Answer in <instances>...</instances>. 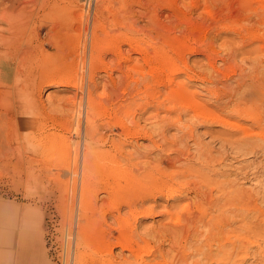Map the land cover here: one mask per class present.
I'll list each match as a JSON object with an SVG mask.
<instances>
[{
    "label": "rangeland",
    "instance_id": "rangeland-1",
    "mask_svg": "<svg viewBox=\"0 0 264 264\" xmlns=\"http://www.w3.org/2000/svg\"><path fill=\"white\" fill-rule=\"evenodd\" d=\"M1 1H3L2 2L3 4L2 3L0 4L1 5L0 8L4 7L3 11H7L6 9L9 10V6L12 5V3H13L16 5V6L14 5L15 8L13 6H10V8L11 7L13 8V9L11 8L13 11V13H12L13 15H15V13H18V12H20L22 14H24L26 12L28 15L30 13L29 16L26 14L27 15L26 17L27 18L29 17L28 21L30 20L29 22H31V20H32L33 23L28 22L29 24H31L30 27L27 23L26 26L24 28H21L22 30L21 29L18 30L17 33L19 34V36L22 39H24L23 44H26V46L24 45L21 47L22 51L21 50L20 51L25 52V51H28V49H29L28 52L31 53L34 50L33 51L34 53H31V54L29 53L28 57L26 58L27 60L22 59L23 58V57H21L22 53L19 55V58L17 57V59H18L17 62L19 64V65L17 64L18 68L23 69V67H24L23 70L27 71V74L25 76L24 75L22 76L21 74H19V71H13V69H11V72H13V73L11 76L7 77L8 80L5 78V80L3 82L0 81V86L2 87L0 89L1 90L0 91V101H5L6 103H8L10 101L8 104L9 107H6V111L8 110L10 113L9 116L13 115L12 113H14V109L17 111L18 105L15 106V104L18 103L17 101L22 102V105L25 107L26 112H27L26 116H24L25 120H23V121L26 124H29L31 127L30 128L31 130L28 129L26 131H21V133L19 134V136H21L19 138V140H13L12 141L13 143L10 147L11 150L9 149V145L6 146L7 149L3 148V146L2 147L0 146L1 147L0 149L3 151V153H2V151L0 152V170H1L0 173L2 174V172H3L2 175L0 174V264H23L24 263L25 259L20 260L19 251L24 249L25 246H24L23 242H24V239L26 237L28 238V236H29L28 234H31L34 237L31 241L27 242L28 246L31 245L30 242H33V240H34L33 243H35V241H36L38 244L37 247L39 250V256L42 255L40 257L41 261L40 262L38 261L35 264H42L43 261H44V264H77V262L75 261L76 260L75 259L76 252H78L77 249L78 250L81 249L82 252H84L83 248H81V247L77 248V246L80 243H81V245L88 246L86 248V250H87L86 252H90L91 250L94 249V247H95L94 250H99L101 241L100 242H96V241L101 240V238L98 239V237L102 236V235L99 236L102 233L101 231H104L106 236H108L109 232H110V234L113 235L110 237L112 241H115L116 238H118V237L121 238L123 236L122 234H119L117 222L110 215L107 218L108 222L107 221L106 222H107V224L110 223L111 225H107L104 222V224H103L104 227H102V225L94 227L95 228L93 231L94 233L92 232L91 236L84 235L83 237H81V236L79 237L78 232H77V228H76L77 227L76 226L77 218H76V216H77V210H78V208H77L78 207V201H79L78 198H80V196H82L83 193L85 194V190H82V188H81L80 177L78 176V178H76L74 180L71 172L66 169V163L68 165L69 164L72 165V161L74 158V148H75L74 146L76 145L75 140L76 139H77V141L80 140V145L82 144V141H83V132L82 131L80 134L81 136L79 138L77 137V135L75 136V129H74L75 124L74 123H75L76 117L74 116V112L71 110V108H73V106L70 103H73L72 101L74 100V97H73L74 95H75L76 101L78 99L82 98V95H83V101H85L84 99L86 96V88H89L91 90L93 97L95 96L96 101L100 105L96 101L95 102L98 104V107L100 106L99 108L102 109L100 111H97L96 118L98 119V117H99V119L95 120L96 123H98V128L99 127L102 128V129L101 128L98 129L99 132L102 134L103 137L106 134H110L111 132L109 131V128H107L106 125H104L103 123L107 122L108 120L111 124L113 123L112 127H111L112 133L110 135L114 136V138H116V139L122 138L120 141L121 143H123V149H122L123 152L122 153H129L130 152L131 153L130 157L132 160L141 161V159L144 157L143 160L146 158L145 160L148 161L146 165L148 166L149 164H153V163L157 162V159L161 156V155L158 156L157 153L158 154L161 153L163 156L167 155V152H169V151L171 154H177V153H181L179 148H181V151H182V149L186 150L189 147H190L189 148L190 155L194 154L192 156H195L197 153V147H195V146H197L198 143L194 144V142L201 140L198 142H201L200 144H204L208 148H209V145H211L210 148H212V150H213L212 152L215 153L216 155H217V151L220 148H222V152H223V156H224V160H225L224 162L226 163V162L230 161V163L228 162V165L233 166L232 167L233 170L237 171L236 168H238L242 165L244 166L245 162H246V164H248L249 162H251L249 164H254V162H255L254 165H256V163L259 162V158H261L260 161L264 162V157H262L261 153L258 154L257 151H256L257 152L256 154H255V152H247L244 149L239 148V146H237L236 143H233V144L225 143L226 147L224 146V144L220 143L224 148L220 147L221 145L219 144L220 140L218 137H220L221 132L228 131L230 129L223 128L219 123L216 122V120H207V123H206V120L203 121V119H198V118L192 119L190 117L189 113H187L188 111H186L187 114L181 113L182 116H180V120L178 119L179 120V122L177 121L178 124H177L176 120L174 121V119L177 116L176 112H172V111L170 112L171 115H174L171 119L164 117L163 116L165 114L164 108H166V106H168V105L166 104V106L163 107L161 105L159 106L156 103H157V100H160L163 97V94L166 91V89H164L165 88L164 86L156 84V82L154 81V80L159 78V76H160L159 73L163 72L162 69L164 70V68L166 66L169 67V65L171 64L170 62H172V60L175 62V64H178L179 66L183 65L182 63L187 64V66L191 69L187 68V69L179 72V74H177V76L175 77V78H177V80L176 79L175 80L176 81L180 80L178 82H181V81L185 82V86H186V89L188 90V94L192 95L196 92L195 93L197 95L196 100H198L203 105L205 104L204 105L205 107L210 105L206 108L211 110L212 113L214 111H217L216 110L217 107L215 108V106L217 105L218 101L227 100V93L230 91V89H232L235 86L236 81H238V79L235 80V78H240V75L238 76L237 73L241 69L242 70L244 69L243 71L241 70L240 74L242 73L243 78L245 77L244 80L246 81V83L248 80V89H250L252 83H257L258 80L264 81V77H262V76H264V69H261L264 67H262V66L259 67V65L261 63H264V59H262V57H264V54H262V53H264V52H257L258 54L256 52H254V53L251 52L252 54L249 53V50L252 49V47L255 46V44L257 46V42L259 43L258 45L264 44V23H262V22H264V21H262V20H264V11H262V10H264V9H262V8H264V0H259L260 3L258 2V0H252L250 2L253 4L255 2V4L253 5L250 2H248L249 7H245V8H241V6L244 7L247 5L246 4L247 2H245V0H242V1L241 0H232L233 2L231 0H212V1L211 0H126V1L125 0H90L91 1L90 3H89V0H88V2H87V0H31V1L29 0L30 2L27 0L29 3L25 0L27 7L24 4L25 3L24 0H10L11 2H9V0H5V1L0 0V2ZM6 1H8V3H5ZM32 1H34L35 3ZM195 1H197L198 4H196ZM202 1H203V3H202ZM243 1L245 2V4ZM86 2L89 3L88 6H87ZM241 2H243L244 6H243V4H241ZM256 2H258L259 4H257ZM27 3H28V5H27ZM192 3H193V5H192ZM229 3H230V5H229ZM17 4H19V5H17ZM30 4H32V6H30ZM81 4H83V5H81ZM7 5H9V6H7ZM23 5H24V7H23ZM64 5H65V8H62V7H64ZM16 7H18V9ZM20 7L22 10L20 9ZM28 7H29V10L27 9ZM58 8H61V9H58ZM14 9L15 10L17 9V10L14 11ZM122 9H125V10H122ZM19 10H21V11H19ZM23 10H26V11L24 12ZM31 10H32V12H31ZM206 10H209L210 13H209V11L205 12ZM254 10H255L256 15L254 13ZM9 11H8V13L10 14ZM126 11H128V12H126ZM231 11H232V13H231ZM96 12H99V13H96ZM124 12H125V14H124ZM83 13H84V16H83ZM222 13H223V15H222ZM85 14H87V16ZM242 14H244V15H242ZM17 15H19V13ZM32 15H33V17H32ZM34 15H36L35 18H34ZM257 15L261 16V18H259ZM245 16L247 17V19H245L246 18ZM92 17H93V19H92ZM120 17H122V18H120ZM230 17H231V19H230ZM56 18L58 20L60 18V20H59L60 22ZM78 18H80L81 20H79ZM99 18H101V19H99ZM127 18H129V20H125ZM86 19L88 21L87 22V28H86V22H83V21H86ZM56 20H57V22H56ZM252 20H253V22H252ZM89 21H91V22H89ZM94 21L95 22L97 21V22L95 23ZM100 21L102 24L101 23L98 24ZM114 21H115V23H114ZM121 21H123V22H121ZM234 21L235 22L237 21L238 23L241 22L240 25L243 24L240 26L238 23H236L237 25H239L237 27L240 29L241 32H239V33L237 32L239 30H237L238 28H235L236 24L234 23ZM254 21H255V23H254ZM120 22L123 25L119 24ZM227 22H229V24H231V23H233V24L229 25V24H227ZM80 23H81V25H80ZM129 23H132L131 24L132 26ZM248 24L249 25L253 24V25L248 26ZM102 25H103V27H101ZM257 25H258V27H257ZM31 26L32 27L34 26L33 31L30 29ZM36 26H37V28H36ZM226 26H227V28H226ZM231 26H233V27H231ZM27 27H29V28H27ZM92 27L97 28V30L95 29V31L97 33V37L99 38V40H101L100 44H99V49H97V50L99 51L101 49L99 52V55L103 58H100L99 62H97V64L95 65L96 68H94V72L92 73L93 74L92 79L88 80V73L85 71L84 72L85 73L84 79H86V80L82 79L83 80L82 84H80V78H81V74H82L81 73L82 71L80 70L81 69L80 68V59L82 58L81 55L83 54V55H85V59H84L85 63L86 62L88 63L89 54H90L89 51H91V49H89L90 47H88L89 46L88 45L89 44L88 39H90L89 38L90 37L89 31L92 30ZM132 27H133V29H131ZM244 27H246V28L244 29ZM249 27H251V28L249 29ZM51 28H54V30L52 29L49 31V29H51ZM257 28L261 29V30L257 31ZM35 29L40 33L37 34V31ZM231 29H232V31H231ZM23 30H24V32H23ZM58 30H59V33H58ZM243 30H245V31H243ZM87 31H88V33H87ZM55 32H57V33H55ZM242 32H244V35H242V37H240ZM258 32H260L259 34H261L262 36L259 35ZM28 33H29V37H28ZM33 33L37 34V35L35 36ZM236 33H238V34H236ZM51 34H53V35L51 36ZM131 34L134 35L135 38H133ZM245 34H246V36H245ZM247 34L251 38H249V36ZM112 35H114V36H112ZM254 35L258 36L257 39H256V36H254ZM49 36H50V38H49ZM55 36H56V38H55ZM110 36H111L112 40L111 39L109 40ZM115 36H117L116 37L117 39L115 38ZM112 37H114V38H112ZM121 37L126 39L125 40L126 42H123L121 44L122 50H124L123 51L124 54L127 55L128 54L127 52H129L128 50L130 49L129 47H131V46L133 47L134 45H135L134 46L135 49L139 50L140 48H143V49H141V51H142L141 54L137 53L136 51H131L132 56L136 55V58L138 57V63H140L138 69H140V70L142 69L141 71L139 70L141 73H138V70L133 72V73L130 72L132 77H126L125 78L126 75H124V73H126L125 70H127L126 64L122 63L123 67L118 69V67L116 66V63L114 62L115 60L113 59L114 55H111L112 54L111 48H110L111 45H113L118 39L122 40ZM57 38L59 39L58 41H60V44L62 41L63 42L62 44H64V45H62V44L60 45L59 42L57 41ZM129 38L134 40V41H132L133 45L129 44V40H128ZM237 38L241 39L242 42ZM246 39H247V41L249 40L247 42L248 44L245 43L246 41L244 42V40H246ZM255 39H256V41H254ZM25 40H26V42H25ZM34 40L35 41L37 40V42H34ZM50 40L53 41L54 44L56 42V44H58V45H56V44L54 45L53 43L48 44L50 42L47 43V41H50ZM80 40H81V42H80ZM40 41L43 42V45L41 46V48L37 47V45ZM134 42H136V44ZM238 42H239V45H238ZM243 42H244L245 46L247 45L246 47L243 46L244 45ZM34 43L37 45H34ZM86 43H87V46L85 45ZM240 43H241V45H240ZM188 44L190 45V47L192 45H193L192 47H194V46L198 47L199 51L195 47H194L195 49L193 48L194 50L192 49L193 50L192 51L191 50L192 47L189 48ZM70 45L71 46L73 45V49H75L74 51H73L72 47H70ZM237 45H238V52L236 50ZM27 46H29L31 48H27ZM34 46H36L37 49H35L36 47H34ZM59 46H61V47L64 46V47H63V49H61V47H59ZM186 46L188 47V49ZM239 46H242V47H239ZM105 47H106V50L104 49ZM234 47L236 48L235 49L236 51H233ZM184 48L189 50V51L185 50ZM239 48L243 50V51L241 50L240 53H239V50H240ZM30 49H32V51ZM78 49H80V50H78ZM158 49L159 50L162 49L165 52L166 51L167 52L165 54V52L162 53L163 51L161 50L159 53ZM107 50H108V52H107ZM109 50H110V52H109ZM183 50H184V53H183ZM195 50H197V51L195 52ZM244 50L247 52V54ZM209 51H211V52H209ZM101 52H102V55H101ZM155 52L157 55L155 54ZM242 52H244V53H242ZM103 53L106 55H103ZM207 53H208V55H207ZM229 53H231L230 56H229ZM164 54H165V56H164ZM182 54H183V57H182ZM211 54H215L216 56L212 55V57H214V58H212ZM237 54H238V56H237ZM243 54H244L245 58L244 57L242 58ZM249 54H251V55H249ZM140 55H143V56L140 57ZM254 55L256 56V59H255ZM179 56H180V59L176 58ZM208 56H209V58H208ZM217 56H218V58H217ZM220 56L223 58H221ZM234 56H235V59H234ZM247 56H249V57H247ZM86 58H87V60H86ZM110 58L114 61H112ZM181 58H182V60H181ZM225 58H227V59H225ZM246 58L247 59L249 58V59L247 60ZM253 58H254V60H253ZM75 59H76V61H75ZM244 59H246V61ZM109 60H111V61H109ZM176 60H177V62H176ZM207 60H209V62L211 60L214 64V68L211 71L212 74H211L210 70H208V69L205 70L202 67L204 62H208ZM144 61L148 62V63H145ZM181 61H182V63H181ZM255 61H256V63H255ZM260 61H261V63H260ZM23 62H26L27 64L23 63ZM76 62H77V64H76ZM106 62H107V65H106ZM112 62L114 65L112 64ZM245 62H246V64H245ZM102 63L105 66L104 65L102 66ZM166 63H167V65H166ZM196 63H197V65H196ZM253 63L255 65H253ZM86 64H85L84 69L87 67ZM108 64L110 65V68H109ZM147 64H149L150 66ZM206 64L207 63H205L203 65L204 68H205ZM215 64H216V66H215ZM14 65L15 64L12 63V67ZM100 65H101V67H100ZM164 65H166V66H164ZM198 65H200L201 68ZM233 65L235 68L233 67ZM246 66H248V67H246ZM255 66H256V68H254ZM103 67H106V68H103ZM161 67H163V68H161ZM215 67L216 68L219 67V68L216 69ZM73 68L76 69V73H77L79 78L77 77V75H76V77L70 76L72 70L74 71ZM100 69H101V71H98ZM235 69H236V71H235ZM256 69L259 72H261L260 75H259V72L256 71ZM114 70H116V71H114ZM143 70L145 71V73ZM151 70H154V72L151 73ZM158 70L160 72H157ZM187 70L190 72H188ZM77 71H79V72H77ZM95 71H97V72H95ZM106 71H108V72H106ZM110 71H112V72H110ZM216 71L220 72V73H215ZM166 72H167V69L165 68V71L163 73H166ZM103 73H104V75H103ZM121 73H123V74H121ZM134 73H135V75H134ZM149 73H151V74H149ZM157 73L159 74V76ZM152 74H153V76H152ZM213 74L214 75L216 74V75L214 76ZM244 74H245V76H244ZM248 74H249V76H248ZM99 75H101L102 77ZM143 75L146 77H143ZM206 75H208V76H206ZM211 75H213V77ZM112 76H114L113 78H115L114 80H116V85H117L116 86L117 88L115 87L116 89L115 88L113 89V85L111 84ZM200 76H201V78H200ZM43 77H45V78H43ZM48 77H49V81H48ZM151 77H153V78H151ZM247 77H249V79ZM254 77H256V79ZM257 77H258V79H257ZM57 78H58V80H57ZM131 78H132V80H130ZM134 78H137L139 80H137V79L135 80ZM46 79L48 82L46 81ZM60 79L62 81H60ZM73 79L77 80V83H79V84H77V86L79 85V87H75L74 85H69V84H72V81H75ZM133 79L135 81H137L138 84H137V82H134ZM209 79H210V81H209ZM41 80H44L45 82H47V84L45 82L43 83V81L41 83L40 82ZM50 80L51 81L53 80L52 82L53 83L55 82L56 84L55 83L53 84ZM93 80H95L96 82H94ZM105 80H106V82H105ZM109 80H110V82H109ZM120 80H122L123 82H120ZM213 80H216V81H213ZM249 80L251 82L252 81L253 82L252 83L250 82V84H249ZM129 81H130V84H129ZM131 81H133V82H131ZM146 81H148V87L150 84L149 88L146 87V85H147ZM37 82H40V84ZM49 82H51V83H49ZM83 82H84L85 86L83 85ZM94 83L98 86L96 87V85H94ZM127 83L129 85H127ZM99 84H100V86H99ZM103 84H104V86H103ZM109 84H111V85H109ZM38 85L40 86L39 88H38ZM157 85H158L160 91H162V92H159ZM68 86H70V87H68ZM110 86L112 87V89ZM243 86L244 87L243 88L241 87V89L244 90L247 86H245V85H243ZM21 87H22V89H21ZM212 87H213V91H212L213 94L211 95L210 90H212ZM93 88H95V89H93ZM102 88L103 89L107 88V91H109L112 94L113 98L111 97L110 99H108L105 96H101L100 93H101ZM108 88H110V89H108ZM135 88L139 89V92ZM145 88H147L149 90H145ZM154 88H157L158 91ZM161 88H162V90H161ZM206 88H209V89L207 90ZM126 89L128 91H126ZM141 89H142V91H141ZM143 89L148 94L146 92H144ZM82 90H83V92H82ZM95 90H96V92H95ZM121 90H122V93H121ZM129 90L132 92L129 93ZM214 91H215V94H214ZM226 91H227V93H226ZM79 93L81 96H79ZM96 93H97V95H96ZM127 93H128V95L130 94L129 95L130 99L127 98L128 97ZM160 93H162V94H160ZM203 93L205 95H203ZM133 94H134V96H133ZM140 94H142V95H140ZM156 94H157V97H159L158 99H157V97L155 98L157 100L154 99ZM207 94H209L210 96ZM125 95H126V97H125ZM146 96H148V97H146ZM60 97L62 99L59 101ZM71 97H73V98H71ZM116 97H118V99ZM217 97H219L220 100H218ZM63 98H65V99H63ZM69 98H71V99H69ZM100 98H101V100H100ZM115 98H116V100H115ZM121 98H123V99H121ZM133 98H135L134 100H138V101H135L136 104L135 103L132 104L133 109L135 107L137 109L136 108L134 109V110H136V111H134V114H133V116H135V117L133 118V116H132V118L130 117L131 118L130 119L129 117H126L123 115V113L121 111L122 106L121 105L119 106L117 104L119 102H121V103L123 102L122 104H124V103L127 104V101H130ZM152 98L155 101L152 100ZM209 98H210L212 103L209 102L210 101ZM215 98H217V99H215ZM97 99L102 103H100ZM117 100H118V102H117ZM150 100L152 102H150ZM207 100H208V102H207ZM112 101H115V102H112ZM137 102H138V106H136ZM143 102H144V104H142ZM149 102H150V105L152 104V106L149 105L148 109H146L147 108L146 106L148 105ZM259 102L262 103L261 100H259ZM253 103H248V104H249V106H251L250 108L252 110L255 109V111L258 112V115H259L260 111H261L260 113L264 112V111H262V110H264V103L260 104V103H258L257 100H255L254 104ZM102 104H104V105H102ZM113 104L115 106H113ZM257 104L259 105V107H257L258 106ZM109 105L110 106L112 105L113 107L112 106L110 107ZM139 105H141L142 107ZM144 105H145V107H144ZM70 106H72V107L70 108ZM117 106H118V109L112 110V109H115ZM261 106H262V108H261ZM157 107L159 110H157ZM212 107H214L215 109H213ZM256 108H258L259 111ZM103 109H106V111H104ZM145 109H146V111H143ZM43 110H44V112H43ZM70 111L73 112V116H71ZM101 111L107 112V113H109L110 111H112V112H110V116L107 117L105 115L100 114L99 112H101ZM114 112H118V115H120V116L122 115L123 122H124L125 126L127 125L130 129H132L130 131H135V130H133V127H134L133 125H135L134 123H137L136 121H138L141 124V125H139L137 123L139 125V127L142 126L140 128H143L148 133L151 131L150 134L148 136H146V135H140L138 132V134L136 133L134 135L135 137L131 136V140H130V135L128 136V135L123 134L124 128L122 126H119L118 124L114 123L116 120L115 116L113 115ZM138 112L139 113L141 112V113L139 114ZM32 114H34V115H32ZM154 114H156V115H154ZM64 116L67 120H65ZM102 116H103V118H102ZM59 117H61L62 119ZM73 117H74V120H73ZM136 117H137V119H136ZM189 117H190V119H188ZM185 118H187V120ZM103 119H105V120H103ZM110 119H111V121H110ZM133 119L134 120L136 119V120L134 121ZM11 120L14 121V124L16 126L18 124L21 125L19 117L17 119L16 115H13ZM63 120H65V121H63ZM156 120L159 122L156 123L155 122ZM170 120H171L172 124L170 123V125H169L168 122ZM184 120L187 121L186 123H188V124L190 123L194 127V129H193V127L190 129L188 128L189 130H192V131H188L185 129L186 126L183 125L185 123ZM198 120H199V122H197ZM200 120H202V121H200ZM66 121H68V122H66ZM128 121H130L131 123H129ZM190 121H193V122H190ZM132 122H133V124H132ZM66 123H68L67 124L68 125L67 130L62 126V125H66ZM81 123H82L81 124V127H82L84 125V116H82V118H81ZM181 123H183V124L181 125ZM196 123H198V124H196ZM129 124H132V125H129ZM190 124H189V127H191ZM50 125H52V126H50ZM116 125H117V127H116ZM143 126H145V127H143ZM180 126H181V128H180ZM58 127H59V129H58ZM83 127H82V130H83ZM136 128H138V127H136ZM152 128H153V130H152ZM255 128L257 129V131H260V129H261L258 127H255ZM255 128L252 127L253 131H255ZM163 129H164V132H163ZM50 130L51 131L52 130L59 131L64 136L65 146H64L63 150H59L60 152L54 151L53 149L49 150L50 152L49 151L48 152L43 151L44 150L43 146H44V144L47 143V140L44 137V134L46 133V131H50ZM65 130L67 132H65ZM98 130H97V133H98L97 135H101L98 132ZM113 130L115 131V133ZM125 130H128V128L125 127ZM185 130H186V133L184 132ZM27 131H31L29 138L27 136V133H28ZM120 131H121V133L119 135ZM38 132H39L41 137H38L39 136ZM194 132H195V134H194ZM66 133H67V135H66ZM116 133H118V135ZM180 133H182L184 135V141H186L187 143L183 142V141H179L178 139H176L177 136L179 137L182 135ZM190 133H192L193 135ZM158 134H160V135L158 136ZM164 134L166 135V138H163V137H165ZM238 134L239 133H237V135ZM138 135H140V136H138ZM189 135L193 136V137L191 136L192 139L190 138ZM67 136L70 138L67 139ZM141 136L142 137L144 136V137L142 138ZM138 137H140V138H138ZM185 138H186V140H185ZM194 138L196 139L195 141H193ZM22 139H23V143H24V146H23L24 151H23V153L21 152L23 160L19 161L15 158H17L18 153H20L18 151H19V148L21 145L20 140H22ZM40 139H42L44 141H42ZM125 139L126 140L128 139V140L126 141ZM149 139H150V141H149ZM172 139L176 140V143L169 145L170 147L166 146L165 148H163V150H161V148L157 147L158 145H164L166 140H172ZM67 141L69 142V146H71V147L67 146L68 145ZM132 142H134L133 145H132ZM155 142H157V144ZM29 143H31V144L34 143L35 145H39V146L34 149L33 147L30 146ZM135 143H137V146ZM16 145H18V146H16ZM126 145L128 147H125ZM151 145L152 146L155 145V146L152 147ZM186 145H188V146H186ZM228 145H229V147H228ZM106 146H108V142L106 143ZM182 146H184V147H182ZM15 147H16L17 151H16ZM39 147L43 148V150ZM156 147H157V149H156ZM67 148L71 151H69ZM216 148H217V150H214ZM172 149L174 152H171ZM194 149H196L195 150L196 152L194 151ZM224 149L226 151H224ZM235 149H236V151H235ZM11 151H12V153H10ZM65 151H66V153H65ZM82 151H83V147L81 145L80 150H79V152H80L79 162H81L80 160H81ZM157 151H161V152H157ZM6 152L8 153V155ZM225 152H227V154ZM16 153H17V155H16ZM163 153H166V154L164 155ZM253 153H254V155H253ZM69 154H71V155L69 156ZM142 154H144V155H142ZM1 155L4 158H2ZM63 155L65 156V159L68 160L67 162L63 161V159H64ZM139 155H140V157H139L140 159L138 158ZM180 155L184 156L186 154H184V152H183V154H180ZM226 156H227V158H226ZM36 157H37V159H35ZM29 158L30 159L32 158V159L29 160ZM41 158H42V160H40ZM59 158H61V159H59ZM149 158H151V159L149 160ZM34 161H35V163H32ZM48 161H50V162H48ZM58 161L62 164H58L59 163ZM8 162H10V163H8ZM44 162L46 164H44ZM17 163H18V165H17ZM52 163H57V164L52 165ZM240 163H242V164H240ZM143 164H145V163L142 162L139 164V166H143ZM236 164H238V165L236 166ZM16 165L18 167H16ZM19 165L22 168L19 167ZM254 165L249 166V168H250V169L248 168L249 172L252 171V169H253L252 166H254ZM59 166H61L62 168H59ZM19 168H21V169H19ZM46 168L48 170H46ZM254 169H256V168H254ZM49 171H50V173H49ZM5 172H7L9 175H7V173H5ZM51 172H53V174ZM11 173H14L15 175L11 174ZM69 173L71 174L70 176H69ZM260 174L261 173H259V175ZM262 174H264V173H262ZM12 175L14 178L11 177ZM77 179H79L78 183H77ZM254 181L255 180H253V179L251 181L247 180V181L243 182V185L247 186V187H249V185L252 186L255 183ZM249 183H251V184H249ZM98 194H99L98 195L99 197L97 198V200H98L97 203L98 202L100 203V201L103 198V196H102L103 193L99 192ZM190 195H191V197H190ZM69 197H70V199H69ZM192 197H193L192 194H189L188 200H190ZM71 199H72V202L70 201ZM172 203H173V200L172 201L170 200L169 204L171 206H173V205L178 206V204L173 203V205H172ZM157 208H160V207H157ZM178 209H180V208H178ZM124 210H126V207H123L121 212H124ZM74 212H75V214H74ZM26 217L29 218V221H26ZM74 217H75V219H73ZM85 217H86V219L85 218L81 219V222H83L85 225H87L86 227L88 230L93 229V227H91V225L88 223V216H85ZM163 218H164V216H162L160 214H157V215L152 216V217L148 216V217L141 218L138 221L139 223H137L138 225L136 228L137 229L136 232L137 231L139 232L140 230H142V228L144 226H148L151 223L156 224L157 222H159L160 219L162 221H165V220H163ZM85 221L87 223H85ZM114 223H115V225H114ZM108 226H113L117 230H114V229L111 230ZM100 227H102V228H100ZM23 237H25V238L23 239ZM90 237H91V239H90ZM84 239L87 242L84 241ZM150 239H151V241H149ZM153 239H154L153 237L152 238L149 237V240H147L148 242L146 241V243L147 244L149 243L148 245L151 246V248H153L152 250L154 252H155L154 249H156L157 247H161L163 250H165V248H166L168 250V247L170 246L169 240L166 239V241L162 240V242H159L161 240H158V239L153 240ZM92 244H94V245H92ZM262 245H264V243H262L261 246ZM69 246H70V248H69ZM90 248H92V249H90ZM254 249L257 250V253H256L257 256L255 255L256 258H255V256H253L254 258L250 257L247 260V262L252 261L251 263H258V262H260V264L264 263V256H261V255H264V253H260V252H262V249H264V247H262V249H260L261 250L260 252H259L258 248H254ZM114 254H115L114 259H116L115 260L116 263L123 256H126L129 259L132 258V256L129 254V251L127 249L121 250L119 245H116L114 247ZM168 254L170 255V253H167V256H165V258H168V259L172 258L173 259V256L172 255L169 256ZM148 255H147V257H148L147 259H150L151 261L155 260V258L159 259V258H157L159 256L155 257L154 255H151V254H148ZM150 256L152 258H150ZM255 259H256V261H255ZM32 261H28L30 263H28V262H26V263L33 264ZM88 261L85 264L91 263L90 260H88ZM176 261H177L176 257H174L172 264H175ZM93 262H94V260H93ZM93 264H98V263L94 262Z\"/></svg>",
    "mask_w": 264,
    "mask_h": 264
},
{
    "label": "bare ground",
    "instance_id": "bare-ground-1",
    "mask_svg": "<svg viewBox=\"0 0 264 264\" xmlns=\"http://www.w3.org/2000/svg\"><path fill=\"white\" fill-rule=\"evenodd\" d=\"M26 1L24 3L25 6H26ZM250 1H252V0H245V2H247L246 3L247 5H248V2H250ZM2 2L3 1H1L0 4ZM9 2H11V1L9 0ZM32 2H34V1H32ZM87 2H88V0H87ZM87 2H86V4L88 6L91 1L89 0V3H87ZM195 2H196V4H198L197 1H195ZM243 2H241V4H243ZM245 2H244V4H245ZM258 2H259V0H258ZM258 2H256V3L259 4L260 2L259 3ZM5 3H8V1H6ZM28 3H27V5H28ZM202 3H203V1H202ZM244 4H243V6H244ZM251 4H253V3H251ZM254 4H255V2H254ZM14 5L15 4L12 3V5H10V6H13L14 7ZM17 5H19V4H17ZM81 5H83V4H81ZM192 5H193V3H192ZM229 5H230V3H229ZM247 5L244 6V7L241 6V8L249 7V5L248 6ZM7 6H9V5H7ZM10 6H9V10L12 8V7L10 8ZM30 6H32V4H30ZM23 7H24V5H23ZM16 8L18 9V7H16ZM62 8H65V5ZM12 9L10 11L8 9H6L7 11H3L4 10V7L0 8V81H2V82L5 80V78L7 79V77H9V76L12 75L13 72H11V69H13V71H19V74H21L22 76L23 75L25 76L27 74V71H24L23 70L24 67H23V69L22 68L21 69L18 68V65L19 64L17 62V60H18L17 57L19 58V55L22 53V56H21V57H23L22 59L27 60L26 58L28 57V55L30 53V52H28L29 49H28V51L21 52L22 51V48L21 47L24 46V45L26 46V44H23L24 39H22L19 36V34L17 33L18 30H20L21 28H24L26 26V24L30 21V20L28 21V18L29 17L28 18L26 17L28 14L25 12L27 9L29 10V7L26 10H23L25 13L22 11L24 14L18 12L19 15H17L18 13H15V12H14L15 15H13L12 14L13 13ZM20 9H21V7H20ZM58 9H61V8H58ZM262 9H264V8H262ZM16 10L14 9V11H16ZM21 10H19V11H21ZM122 10H125V9H122ZM8 11L10 12V14L8 13ZM207 11H209V10H206L205 12H207ZM262 11H264V10H262ZM31 12H32V10H31ZM126 12H128V11H126ZM96 13H99V12H96ZM209 13H210V11H209ZM231 13H232V11H231ZM254 13H255V10H254ZM87 14H85V15L87 16ZM124 14H125V12H124ZM29 15H30V13H29ZM222 15H223V13H222ZM242 15H244V14H242ZM255 15H256V13H255ZM35 16L36 15H34V18H35ZM83 16H84V13H83ZM32 17H33V15H32ZM122 17H120V18H122ZM258 17L261 18V16H258ZM78 19L81 20L80 18H78ZM92 19H93V17H92ZM99 19H101V18H99ZM230 19H231V17H230ZM245 19H247V17ZM57 20H56V22H57ZM59 20H60V18H59ZM125 20H129V18H127ZM101 21L98 24H100ZM255 21H254V23H255ZM262 21H264V20H262ZM31 22L33 23L32 20H31ZM31 22H29V23H31ZM83 22H86V28H87V22H88L87 19H86V21H83ZM89 22H91V21H89ZM121 22H123V21H121ZM121 22L119 24H122ZM252 22H253V20H252ZM29 23H28V25L30 27L31 24H29ZM114 23H115V21H114ZM234 23L236 24L238 22L237 21L236 22L234 21ZM240 23H238V24L240 25ZM262 23H264V22H262ZM129 24L131 25L132 23H129ZM227 24H229V22H227ZM231 24H233V23H231ZM231 24H229V25H231ZM80 25H81V23H80ZM239 25L236 24V27L235 28H238L237 26H239ZM241 25H243V24H241ZM252 25L251 24L250 25L248 24V26H252ZM258 25H257V27H258ZM29 27H27V28H29ZM101 27H103V25ZM231 27H233V26H231ZM33 28H34V26L33 27L31 26L30 29L33 31L34 30ZM36 28H37V26H36ZM226 28H227V26H226ZM245 28L246 27H244V29ZM250 28L251 27H249V29ZM52 29L54 30V28H51V29H49V31L52 30ZM95 29L97 30V28L92 27V30L89 31L90 32V37H89L90 39H88L89 40L88 41L89 42V44H88L89 46L88 47H90L89 49H91V51H89L90 54H89L88 63L87 62H86L87 64L85 63V60H84L85 59V55L82 54L81 55L82 58L81 57H80L81 59L79 58L80 59V68H81L80 70L82 71L81 72L82 73L81 74V78H80V84H82V81H83L82 79H84V74H85L84 72L85 71L88 73V80L92 79V77H93V74L92 73L94 72V68H96L95 65L97 64V62H99V59L100 58H103V57H101L99 55V52H100L101 49L99 51L97 50V49H99V44H100V41L101 40H99V38L97 37V33H96ZM131 29H133V27ZM237 30H239V31H237L238 33L241 32L239 28ZM258 30L260 31L261 29H258L257 28V31ZM231 31H232V29H231ZM243 31H245V30H243ZM23 32H24V30H23ZM39 33L40 32L37 31V34H39ZM55 33H57V32H55ZM58 33H59V30H58ZM87 33H88V31H87ZM238 33H236V34H238ZM242 33H241V36L240 37H242V35H244V32H242ZM259 33L260 32H258V34ZM37 34H34V35L36 36ZM52 35L53 34H51V36ZM259 35H261V34H259ZM112 36H114V35H112ZM245 36H246V34H245ZM254 36H256V35H254ZM28 37H29V33H28ZM116 37L117 36H115V38ZM132 37L135 38L134 35H132ZM257 37L258 36H256V39H257ZM49 38H50V36H49ZM55 38H56V36H55ZM112 38H114V37H112ZM249 38H251V37L249 36ZM110 39H111V36L109 37V40ZM237 39H239V38H237ZM256 39L254 41H256ZM58 40L59 39L57 38V41ZM125 40L126 39H124V38H122V40L121 39H118L113 45H111V47H110L111 48V52H112L111 55H114L113 56L114 57L113 59L115 61L111 59L112 57L110 59L116 63V66L118 67V69L121 68V67H123V64L122 63H125L126 64L127 70H125L126 73H124V75H126L125 76V78H126V77H132V75H131L130 72L133 73V72H135V71L138 70V73H141L140 71L142 69L141 70L138 69L139 64H140V63H138V57L136 58V55L135 56H132L131 55V51H136L137 53H140L141 54V52H142L141 49H143V48H140L138 50V49H135L134 48L135 45L133 47L131 46V47H129L130 48L128 50L129 52H127L128 54L126 55V54H124V52H123L124 50H122V47H121V44L123 42H126ZM128 40H129V44L133 45L132 41H134V40L133 39H130V38ZM239 40L242 42L241 39H239ZM248 41H247V39L244 40V42L246 44H248L247 43ZM25 42H26V40H25ZM34 42H37V40L36 41L34 40ZM48 42H50V43H48ZM58 42L60 44V41H58ZM80 42H81V40H80ZM239 42H238V45H239ZM244 42H243V44H244ZM47 43L48 44H51V43L54 44V42L51 41V40L50 41H47ZM62 43L63 42L61 41V44ZM134 43L136 44V42H134ZM55 44H56V42H55ZM258 44L259 43L257 42V46L255 44V46H253L252 49L249 50V53H251V52H253V53L254 52H256V53L257 52H264V44H261V45H258ZM34 45H37V44L34 43ZM42 45H43V42L40 41L38 43L37 47L41 48ZM56 45H58V44H56ZM62 45H64V44H62ZM85 45L87 46V43ZM238 45L236 47L237 49L234 47V50L233 51H236L237 50V52H238ZM240 45H241V43H240ZM243 46H245V44ZM34 47H36V46H34ZM37 47L35 49H37ZM59 47H61V46H59ZM63 47H61V49H63ZM70 47H72V49H73V45L72 46L70 45ZM188 47L191 48L190 45ZM188 47H187V49H188ZM194 47H192L191 50ZM239 47H242V46H239ZM27 48H31V47L27 46ZM195 48H197V50H198V47H195ZM104 49L106 50V47ZM187 49H185V50H187ZM30 50L32 51V49H30ZM74 50L75 49H73V51ZM78 50H80V49H78ZM161 50L162 49H160V50L158 49L159 53H160ZM197 50H195V52ZM241 50L242 49L239 50V53H240ZM33 51L31 53H34ZM162 51H163L162 53L165 52L164 50H162ZM187 51H189V50H187ZM107 52H108V50H107ZM109 52H110V50H109ZM156 52H155V54H156ZM166 52H165V54H166ZM209 52H211V51H209ZM104 53H103V55H106ZM183 53H184V50H183ZM242 53H244V52H242ZM165 54H164V56H165ZM215 54H211V57H212V55H214V56L217 55V54L216 55ZM246 54H247V52H246ZM251 54H249V55H251ZM262 54H264V53H262ZM101 55H102V52H101ZM207 55H208V53H207ZM230 55H231V53H229V56ZM141 56H143V55H140V57ZM235 56H234V59H235ZM237 56H238V54H237ZM182 57H183V54H182ZM243 57H244V54H243L242 58ZM247 57H249V56H247ZM254 57L256 59V56L255 55H254ZM176 58H179L180 59V56L179 57H176ZM208 58H209V56H208ZM212 58H214V57H212ZM217 58H218V56H217ZM221 58H223V57H221ZM76 59H75V61H76ZM225 59H227V58H225ZM246 59H244V60L246 61ZM262 59H264V57H262ZM86 60H87V58H86ZM111 60H109V61H111ZM181 60H182V58H181ZM253 60H254V58H253ZM207 61L208 62H204V64L207 63L205 65V68L203 66L204 64L203 65L201 64V65H202L203 69H205V70L208 69L211 72L212 69L214 68V64H213V62L211 60H210V62H209V60H207ZM173 62H174L173 60H172V62H170L171 64L169 65V67L166 66L167 65V63H166V65H164V66H166L165 68L167 69V72L166 73H163L165 71V68H164V70L162 69L163 72L161 71L162 73H159L160 76L157 73L158 76H159V78L156 79V80H154L156 82V84L162 85V86L165 87L164 89H166V91L163 94V97L160 100H157L159 98V97H157V94L158 93L154 97V99L157 97V99H155V100H157V103L156 104H158L159 106L161 105V106L164 107V106H166V104L168 105V106H166V108H164L165 114L163 116L171 119L174 116V115H171V113H170L172 111V112H176V114L178 116V117L176 116V118L174 119V121L176 120V122L177 121L179 122L180 116H182L181 113H185V114L189 113V115H190V117L192 119L193 118L194 119L195 118L203 119V121L206 120V123H207V120H216V122L219 123L223 128L230 129L228 131H223L222 130L223 132H221L220 137L217 136L219 138V140H220L219 144L221 143V144H224V146H225V143H228V144L236 143L237 146H239V148L244 149L247 152H255V154L257 152H258V154L261 153L262 157H264V112L260 113L261 112L260 111L259 112V115H258V112H256L255 109L252 110L250 108L251 106H249V104H248V103H253V102L255 103V100H257L258 103H260L259 100H261L262 103H264V81L258 80L257 83H252L253 81L251 82L249 80V84L251 82L252 85H251L250 89H248V80H247V83H246V81L244 80L245 77L243 78L242 73L240 74V72L242 70L241 69L237 73L238 76L240 75V78H235V80L238 79V81H236L235 86L232 89H230V91L228 93L226 91V93H227V100H225V101H218L217 102V105L215 106V108L217 107L216 108L217 111H214L212 113L211 110H209V109L206 108V107H208L210 105H208V106L205 107L204 106L205 104L203 105L198 100H196L197 99V97H196L197 95L195 94L196 92L194 94H192V95L191 94L190 95L188 94V90L186 89L185 82H183V81L178 82L180 80L176 81L177 78H175V77L177 76V74H179V72H181V71H183V70H185L187 68L188 69H191V68H189L187 66V64L182 63V61H181V63L183 65H181V66H179L178 64H175V62L174 63ZM176 62H177V60H176ZM12 63L15 64L13 67H12ZM23 63H26V62H23ZM145 63H148V62H145ZM255 63H256V61H255ZM260 63H261V61H260ZM76 64H77V62H76ZM85 64L87 65V67L84 69ZM112 64H113V62H112ZM245 64H246V62H245ZM261 64L259 65V67L260 66L264 67V63H261ZM103 65L104 64L102 63V66ZM106 65H107V62H106ZM147 65H149V64H147ZM196 65H197V63H196ZM253 65H255V64L253 63ZM198 66H200V65H198ZM215 66H216V64H215ZM100 67H101V65H100ZM106 67H103V68H106ZM233 67H234V65H233ZM246 67H248V66H246ZM109 68H110V65H109ZM161 68H163V67H161ZM200 68H201V66H200ZM217 68H219V67H217ZM254 68H256V66ZM261 69H264V68H261ZM116 70H114V71H116ZM154 70H151V73H153ZM98 71H101V69L98 70ZM235 71H236V69H235ZM256 71H258V70L256 69ZM77 72H79V71H77ZM95 72H97V71H95ZM106 72H108V71H106ZM110 72H112V71H110ZM157 72H160V71L158 70ZM188 72H190V71H188ZM144 73H145V71H144ZM151 73H149V74H151ZM215 73H220V72H217L216 71ZM260 73L261 72H259V75H260ZM121 74H123V73H121ZM211 74H212V72H211ZM76 75H77L76 69H74V71L72 70L70 76L71 77H76ZM103 75H104V73H103ZM134 75H135V73H134ZM144 75H143V77H146ZM213 75H211V76L213 77ZM99 76H101V75H99ZM152 76H153V74H152ZM206 76H208V75H206ZM244 76H245V74H244ZM248 76H249V74H248ZM45 77H43V78H45ZM77 77H78V75H77ZM113 77L114 76H112V78H111V84L113 85V89H114L117 85H116V80H114L115 78H113ZM258 77H257V79H258ZM262 77H264V76H262ZM151 78H153V77H151ZM200 78H201V76H200ZM247 78L249 79V77H247ZM254 78L256 79V77H254ZM134 79L136 80L137 78H134ZM57 80H58V78H57ZM73 80H75V79H73ZM84 80H86V79H84ZM130 80H132V78ZM135 80H134V82H137ZM137 80H139V79H137ZM42 81H43V83L45 82L44 80H41L40 82L42 83ZM46 81H47V79H46ZM48 81H49V77H48ZM60 81H62V80L60 79ZM93 81L96 82L95 80H93ZM209 81H210V79H209ZM213 81H216V80H213ZM40 82H37V83L40 84ZM47 82H45V83L47 84ZM51 82H49V83H51ZM105 82H106V80H105ZM109 82H110V80H109ZM120 82H123V81L120 80ZM131 82H133V81H131ZM146 82H147L146 87L149 88L150 87V84H149V87H148V81H146ZM77 84H79V83H77V80H75V81H72V84H69V85H74L75 87H79V85L77 86ZM111 84H109V85H111ZM129 84H130V81H129ZM129 84L127 83V85H129ZM137 84H138V82H137ZM83 85H84V82H83ZM94 85H96V84L94 83ZM243 85L247 86L244 90L241 89V87L242 88L244 87ZM97 86L98 85H96V87ZM99 86H100V84H99ZM103 86H104V84H103ZM39 87L40 86L38 85V88ZM68 87H70V86H68ZM213 87H212V90H210L211 91V95L213 94L212 93ZM1 88L2 87L0 86V89ZM147 88H145V90H149ZM157 88L159 89L158 85H157ZM157 88H154V89H156L158 91ZM21 89H22V87H21ZM93 89H95V88H93ZM108 89H110V88H108ZM111 89H112V87H111ZM135 89H137V88H135ZM206 89L208 90L209 88H206ZM145 90L143 89L144 92H146ZM161 90H162V88H161ZM126 91H128V90L126 89ZM137 91L139 92V89H137ZM141 91H142V89H141ZM82 92H83V90H82ZM95 92H96V90H95ZM130 92H132V91L129 90V93ZM159 92H162V91H160V89H159ZM121 93H122V90H121ZM160 94H162V93H160ZM214 94H215V91H214ZM96 95H97V93H96ZM100 95L101 96H105L108 99H110L112 97V94L109 91H107V88L106 89H103L102 88ZM127 95H128V93H127ZM129 95H128L127 98H129ZM140 95H142V94H140ZM203 95H205V94L203 93ZM207 95H209V94H207ZM79 96H81L80 93H79ZM133 96H134V94H133ZM73 97H74V100L72 101L73 103H70V102L69 103L73 106V108H71L72 106H70V108L74 112V116L76 117L75 123H74L75 124V127H74V129H75V136L77 135V137L79 138L81 136L80 135L81 134V131L83 132V141H82V144H81L82 147H83V151H82V154H81V160H80L81 162H79V157H80L79 150H80V146L81 145H80V140L77 141V139H76L75 140V144L76 145L74 146L75 147L74 148V158H73V161H72V165H70V164L68 165L66 163V169L71 172L74 180L76 178H78V176L80 177L81 188H82V190H85V194L83 193V195L80 196V198H78L79 201H78V207H77L78 210H77V216H76V218H77V220H76L77 221L76 222V226L77 227L76 228H77L78 235H79V237L80 236L83 237L84 235L91 236L92 235V232L95 229L94 227H97L99 225L100 226L102 225V227H104V225H103L104 222L107 224V222H108L107 221V218L109 217V215L112 216L113 219L117 222L118 229H119V231H118L119 234H122L123 235L121 238H119V237L116 238L115 237L116 240L115 241H112L110 237L113 236V235H111L110 232H109V235L110 236L109 235L106 236L105 233H104V231H101L102 233L101 234L99 233L100 235L98 234L99 236L102 235L101 237H98V239L101 238V240H99V241L97 240L96 241V242H100L101 241L99 250H94L95 249V247H94V249L91 250L90 252H86L87 251L86 248L88 246L81 245V243L79 244L77 242L79 244L77 246V248L81 247L84 250V252H82L81 249L78 250L76 248L77 251H78V252H76V256H75V259H76L75 261L77 262V264H85L88 260H90L92 264L94 262H96L98 264H172L174 257H176V260H177L175 262V264H260V262H258V263H251L252 261L251 262H247V260L250 257L254 258L253 256L256 255L257 250H255L254 248H258L259 249V252H260L261 251L260 249H262V247H264V245L261 246V244L264 243V174H262V173H264V162L260 161L261 158H259V162H257L256 165H254L255 162H254V164H249L251 162H249V163L247 162L248 164H246V162H245V164L243 163L244 166L242 165V166L236 168L237 169V171H236V170H233V168H232L233 166L228 165V162L230 163V161H228L226 163L224 162L225 160H224L222 148H220L217 151V155H216L215 153L212 152L213 150H212V148H210L211 145H209V148H208L206 145L200 144L201 142H198V141H201V140H198V141L194 142V144L195 143H198V145L195 146V147H197V153H196L195 156H192L194 154L190 155V151H189V148L190 147L187 148L186 150L185 149H182V151H181V148H179V150H180L181 153H177V154H171L170 151L167 152V155H165L166 153H163L165 156H163L161 153L160 154L157 153V152H161V151H157L156 152L157 155L158 156L161 155V156L157 159V162L156 163L149 164L147 166L146 164H147L148 161L145 160L146 158L143 160V158H144L143 157L141 159V161L143 160L142 162L145 163V164H143V166H139V164L142 163V162L141 161H137V160H132L131 157H130V155H131L130 152L129 153H122L123 152V150H122L123 149V143L120 142L122 138L121 139H116V138H114V136L110 135L112 133V128L111 127H112V124L113 123L111 124L109 122V120L107 122L103 123L104 125H106L107 128H109V131L111 132L110 134H106L105 133L106 135H104V137H103L102 134L99 132L98 129L101 128V127L98 128V123H96L95 120L97 119L96 118L97 111H100L102 109L99 108L100 106L98 107V104L99 103L96 101L95 96L93 97V94L91 93V90L89 88H86V96H85V99H84L85 101H83V95H82V98L79 97L80 99H78L77 101L75 99V95ZM73 97H71V98H73ZM125 97H126V95H125ZM146 97H148V96H146ZM71 98H69V99H71ZM116 98L118 99V97H116ZM116 98H115V100H116ZM217 98H218V100H220L219 97H217ZM217 98H215V99H217ZM61 99L62 98L60 97L59 101ZM63 99H65V98H63ZM121 99H123V98H121ZM134 99L135 98H133L130 101H127V104L124 103L125 105L122 104L123 102L122 103L119 102L117 104L119 106L120 105L122 106V108H121L122 110L121 111H122V113H123L124 116L129 117V118L130 117L132 118V116L134 114V111H136V110H134L136 107L133 109L132 104H134V103L136 104L135 101H138V100H134ZM154 99L152 98V100H154ZM100 100H101V98H100ZM209 100H210V98H209ZM9 102L6 103L5 101H0V146L1 147L3 146V148H6V146L9 145V149L11 150L10 147H11V145L13 143L12 141L13 140H19V138L21 137V136H19V134L21 133V131H26V130L30 129L31 127H30L29 124H26L23 121V120H25L24 116H26L27 112H26L25 107L22 105V102H19V101H17L18 103L15 104V106L18 105L17 106L18 107L17 111L14 109V113H12V114L13 115H16L17 116V119L19 117V120H20L21 125L18 124L16 126L14 124V121L11 120L12 117H13V115L12 116L11 115L9 116V114H10L9 111L8 110L6 111V107H9V105H8ZM112 102H115V101H112ZM117 102H118V100H117ZM150 102H152V101L150 100ZM150 102L146 106L147 107L146 109H148V107L150 105ZM207 102H208V100H207ZM209 102H211V100ZM100 103H102V102H100ZM262 103H260V104H262ZM142 104H144V102ZM102 105H104V104H102ZM141 105H139V106H141ZM113 106H115V105L113 104ZM136 106H138V102H137V105ZM150 106H152V104ZM144 107H145V105H144ZM158 107H157V110H159ZM257 107H259V105ZM212 108L215 109L214 107H212ZM261 108H262V106H261ZM106 109H103V110L106 111ZM116 109H118V106L115 109H112V110H116ZM146 109L143 110V111H146ZM256 109H258V108H256ZM186 111H188V112L186 113ZM258 111H259V109H258ZM262 111H264V110H262ZM43 112H44V110H43ZM73 112L70 111L71 116H73ZM110 112H112V111H110ZM110 112L107 113V112H102L101 111L99 113L102 114V115H105V116L109 117L110 116ZM32 115H34V114H32ZM113 115L115 116V119H116L114 123L115 124H118L119 126H122L124 128V133L123 134L128 135V136L130 135V140H131V136L133 137L136 133L138 134V132H139L140 135H146V136H148L150 134V132H151L150 131L148 133L143 128H140L142 126L139 127V125H141V124L138 121H136V122L139 125L137 123H134L135 125H133L134 126L133 127V130H135V131H130L132 129H130L127 125L125 126V124L123 122L122 115L121 116L118 115V112H114ZM154 115H156V114H154ZM82 116H84V125H83L84 127L82 126L83 127V130H82V127H81V124H82L81 123V118H82ZM134 117L135 116H133V118ZM190 117L188 119H190ZM59 118H61V117H59ZM64 118H65V116H64ZM102 118H103V116H102ZM98 119H99V117H98ZM136 119H137V117H136ZM185 119L187 120V118H185ZM65 120H67V119L65 118ZM65 120H63V121H65ZM73 120H74V117H73ZM103 120H105V119H103ZM157 120L155 121L156 123L159 122ZM110 121H111V119H110ZM130 121H128V122L131 123ZM200 121H202V120H200ZM66 122H68V121H66ZM178 122H177V124H178ZM186 122L187 121H185V123L183 122L184 124L181 123V125L183 124L186 127L188 126L187 128L185 127V129L188 130V131H192V130H189V129L192 128L193 126L189 123L191 125V127H189V124L186 123ZM190 122H193V121H190ZM197 122H199V120ZM168 123L170 125L171 120ZM67 124L68 123H66V125H62L66 130L68 129V125ZM132 124H133V122H132ZM132 124H129V125H132ZM196 124H198V123H196ZM50 126H52V125H50ZM124 126L126 128H128V130H125V127ZM116 127H117V125H116ZM136 127H138V128H136ZM143 127H145V126H143ZM252 127H254V128L255 127H258V128H261V129H260V131H257V129L255 128V131H253ZM180 128H181V126H180ZM58 129H59V127H58ZM193 129H194V127H193ZM66 130H65V132H67ZM97 130H98V132L101 135H97L98 134L97 133ZM152 130H153V128H152ZM186 130L184 131L185 133H186ZM27 132H28L27 133V136L29 138V135H30L31 131H27ZM163 132H164V129H163ZM114 133H115V131H114ZM120 133H121V131L119 132V135H120ZM182 133H180V134H182ZM237 133H239V134L237 135ZM38 134H39V132H38ZM116 134L118 135V133H116ZM190 134H192V133H190ZM194 134H195V132H194ZM66 135H67V133H66ZM140 135H138V136H140ZM159 135L160 134H158V136ZM164 136L165 137H163V138H166V135L165 134H164ZM191 136H190V138H191ZM38 137H41L40 134H39ZM44 137L47 140V143L44 144V146H43L44 150H43V148L39 147L44 152L45 151L48 152L49 150H52V149L54 151L60 152L59 150H63L64 149L65 139H64V136L62 135L61 132L56 131V130L46 131V133L44 134ZM68 138H70V137L67 136V139ZM138 138H140V137H138ZM150 139H149V141H150ZM176 139H178L179 141L186 142V141H184V135L183 134L181 136H179V137L177 136ZM40 140H42V139H40ZM185 140H186V138H185ZM195 140L196 139L194 138L193 141H195ZM42 141H44V140H42ZM20 142H21V145H20V148H19V151H18L20 153H18V155L16 153L17 158H15V159H17L19 161H22L23 160L22 153L24 151V148H23V146H24L23 139L20 140ZM107 142H108V146H106V143ZM157 142H155V143L157 144ZM67 143H68L67 146H69V142L68 141H67ZM133 143L134 142H132V145H133ZM174 143H176V140H173V139L172 140H166L165 143H164V145H158L157 147H159V148H161V150H163V148H165L166 146L172 145ZM29 144L34 149L39 146V145H35L34 143H32V144L29 143ZM135 144L137 146V143H135ZM16 146H18V145H16ZM154 146H152V147H154ZM186 146H188V145H186ZM69 147H71V146H69ZM125 147H128V146L126 145ZM157 147H156V149H157ZM182 147H184V146H182ZM220 147H223V146L221 145ZM228 147H229V145H228ZM217 148L214 149V150H217ZM15 149H16V147H15ZM225 149H224V151H226ZM195 150L196 149H194V151ZM1 151L2 150L0 149V152ZM16 151H17V149H16ZM69 151H71V150H69ZM235 151H236V149H235ZM171 152H174L173 149L171 150ZM183 152L186 155H184V156L180 155V154H183ZM2 153H3V151H2ZM10 153H12V151ZM65 153H66V151H65ZM225 153L227 154V152H225ZM7 155H8V153H7ZM70 155L71 154H69V156ZM142 155H144V154H142ZM253 155H254V153H253ZM227 156H226V158H227ZM139 157H140V155L138 156V158ZM2 158H4V157L2 156ZM31 159L29 158V160H31ZM35 159H37V157ZM59 159H61V158H59ZM150 159L151 158H149V160ZM40 160H42V158ZM63 161L64 162H67L68 161L67 159H65V156H64ZM45 162H44V164H46ZM48 162H50V161H48ZM8 163H10V162H8ZM32 163H35V161L32 162ZM57 163H52V165L53 164H57ZM58 164H62V163L59 162ZM240 164H242V163H240ZM17 165H18V163H17ZM17 165H16V167H18ZM237 165L238 164H236V166ZM250 165H254L252 167H253V169L254 168H256V169H254V170L252 169V171L249 172L248 171V168H249ZM19 167H21V166L19 165ZM21 168H19V169H21ZM59 168H62V167L59 166ZM46 170H48V169L46 168ZM5 173H7V172H5ZM49 173H50V171H49ZM51 173L53 174V172H51ZM259 173H261V174L259 175ZM2 174H3V172H2ZM11 174H14V173H11ZM71 174L69 173V176ZM7 175H9V174L7 173ZM11 177L14 178L13 175ZM252 179L255 180L254 181L255 183L252 186L249 185V187H247V186H244L243 185V182H245L247 180L251 181ZM78 181H79V179H77V183H78ZM251 183H249V184H251ZM99 192H102L103 193L102 194L103 198L100 201V203L99 202L97 203V201H98L97 198L99 197L98 196L99 195L98 194ZM189 194H192V196H193L192 198L193 199L191 198L190 200H188ZM190 197H191V195H190ZM69 199H70V197H69ZM170 200L171 201L173 200V203L178 204V206H174L173 203H172V205L174 207L171 206L169 204ZM70 201L72 202V199ZM123 207H126V210H124V212H121ZM157 207H160V208H157ZM178 208H180V209H178ZM74 214H75V212H74ZM157 214H160V215L164 216L163 220H165V221H162L160 219L159 222H157L156 224L151 223L148 226H144L142 228V230H140L139 232L138 231L136 232V230H137L136 228H137V225H138L137 223H139L138 221L141 218L148 217V216H151L152 217V216H155ZM85 216H88V223L91 225V227H93V229L88 230L87 227H86L87 225H85L83 222H81V219H84V218L86 219ZM73 219H75V217ZM26 221H29V218L28 217H26ZM85 223H87V222L85 221ZM107 225H111V224L109 223ZM114 225H115V223H114ZM102 227H100V228H102ZM108 227L111 230H113V229L114 230H117L113 226H108ZM28 235H29L28 238L27 237L26 238L23 237V239L25 238L24 239V242H23V244H24L25 247H24L23 250H20L19 251V257H20V260L25 259V261H24L23 264H28V263H30L28 261H32V260H33L32 263L35 264L38 261L39 262L41 261V258L40 257L42 255L39 256V250H38V247H37L38 244H37L36 241H35V243H33L34 242V240H33V242H30L31 245L28 246L27 242L28 241H31L34 238L33 235H31V234H28ZM149 237H151V238L153 237L154 239L161 240L159 242H162V240H165L166 241V239L169 240L170 246L168 247V250L165 248V250H166L165 251L161 247H157L156 249H154L155 250V252H154L152 250L153 248H151V246L148 245L149 243L148 244L146 243V241L149 240ZM90 239H91V237H90ZM84 241H86V240L84 239ZM149 241H151V239ZM92 245H94V244H92ZM116 245H119L120 248H121V250L127 249L129 251V254L132 256V258L129 259L128 257L123 256L116 263V261H115L116 259H114V256H115V254H114V247ZM69 248H70V246H69ZM90 249H92V248H90ZM167 253H170V255L173 256V259L172 258L171 259L165 258V256H167ZM260 253H264V249H262V252H260ZM148 254L154 255L155 257L156 256H159V257H157L159 259H156L154 257L155 260L151 261L150 259H147L148 258L147 255ZM256 256H255V258H256ZM261 256H264V255H261ZM150 258H152V257L150 256ZM93 260H94V262H93ZM255 261H256V259H255ZM26 262H28V263H26ZM91 263H89V264H91ZM42 264H44V261H43ZM262 264H264V263H262Z\"/></svg>",
    "mask_w": 264,
    "mask_h": 264
}]
</instances>
